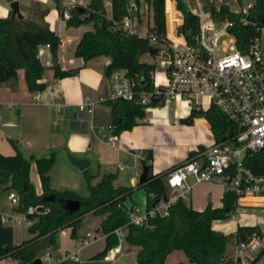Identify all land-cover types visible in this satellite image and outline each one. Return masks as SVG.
I'll return each mask as SVG.
<instances>
[{"label":"trees","instance_id":"1","mask_svg":"<svg viewBox=\"0 0 264 264\" xmlns=\"http://www.w3.org/2000/svg\"><path fill=\"white\" fill-rule=\"evenodd\" d=\"M54 1L62 16L59 0ZM111 1L113 20L108 19L102 11L103 0H90L87 5L70 10V18L66 20L67 26L92 24V29L85 31L80 37L74 54L85 62L100 56L108 57L110 61L104 70L105 76L114 69L124 68L130 76L144 80L148 87L155 65L141 62L139 57L148 52L149 41L127 35L113 23L126 14L131 0ZM134 1L139 4V0ZM144 1L152 10V29L161 33L165 28V0ZM176 1L177 8L183 15L179 31L190 40L197 32L198 17L188 9L184 0ZM206 9L215 19L232 23L228 31L234 36L236 46L241 51L247 49L250 40L258 33L257 28H264V0H255L246 14L231 11L227 4H221L218 9L213 5ZM47 12V6L37 3L28 8L23 17L12 15V11L7 16L0 17V83L16 77L17 71L22 69L28 90L42 91L45 84L40 82V79L47 67L37 53L39 46L44 44L50 46L52 63L49 68L54 78L77 74V68L64 70L57 62L60 38L50 29L45 19ZM105 104L111 109V134L114 136L131 129L146 115L145 107L133 101L117 99ZM195 117H204L208 121L217 141L230 138L237 132L236 125L216 107L206 110L193 107L188 117L181 121L190 124ZM12 144L15 154L0 153V202L4 193L14 190L20 198L16 211L26 212L29 206L37 205L42 209L26 214L33 220L27 228L33 237L19 245L0 247V259L9 256L21 264L32 261L43 242L55 245L56 234L61 229L70 227L74 236L77 227L88 213L106 215L99 228L105 234V246L94 258L104 257L106 251L117 243L114 229L126 225V242L138 246L135 257L137 264H166L167 255L174 250H181L187 261L193 264H232L233 260L225 256L228 239L232 237L236 242L246 241L254 233H262L256 225H238L235 233L230 234L212 228L214 220L229 219L237 208V195L228 191L223 194L221 207H212L209 203L205 209L197 211L178 198L170 204L168 215L150 220L152 227L129 224L123 203L131 192L137 187L143 188L147 196V208L157 201L167 199L169 189L166 176L170 170L181 164L162 173L152 174V153L149 149L145 150V156L141 159L142 167L148 168V178L144 183L138 182L134 187L114 186L116 174L104 173L101 179L93 184V176L85 171L88 196L83 197L73 190H55L50 187L49 170L55 163L54 152L47 157L34 158L42 187L41 193L38 194L29 177L30 160L22 155L14 142ZM192 155L194 152H190L187 157ZM245 163L255 173L264 174V149L257 152L248 151ZM66 200H78L79 208L67 212L63 206V201ZM62 264L78 263L68 261Z\"/></svg>","mask_w":264,"mask_h":264},{"label":"crops","instance_id":"2","mask_svg":"<svg viewBox=\"0 0 264 264\" xmlns=\"http://www.w3.org/2000/svg\"><path fill=\"white\" fill-rule=\"evenodd\" d=\"M17 1L22 14H26L27 9L34 4L47 6L49 2H52L53 6H47L48 12L45 19L50 29L60 38L57 62L64 70L78 69L74 76L54 78L51 68L45 64L46 61L50 65L52 63L50 50L47 49L40 58L47 67L40 79V82L45 84L42 91L28 90L22 69L17 71L16 77L0 83V153L13 155L15 148L12 142L17 145L22 155L31 162L29 177L38 194L41 193L42 187L34 158L47 157L52 152L55 153L56 159L49 170L50 187L55 190L68 189L76 192L81 187L80 183L83 182L85 171L93 176L91 180L93 184H96L104 173H114L116 174L114 186L134 187L138 183L142 170L141 159L145 156V150L149 149L152 153V174H158L184 161L190 152L199 147L211 145L215 141L210 124L204 117H195L190 124L184 123L181 119L188 117L190 109L182 106L180 102H171L163 107L148 110L137 125L113 136V143L108 142L106 139L110 136L107 131L108 126L111 125L110 107L105 103H97L92 113H81L77 109V104L84 97L97 99L102 95L107 83L104 70L110 61L108 57L100 56L85 62L74 54L82 34L92 28L80 31V28L86 27L88 23L77 27L67 26L54 0H32L33 4ZM75 1L85 6L90 0ZM9 5L0 3V17L10 13ZM59 6L63 9L64 0H59ZM139 6L141 13L146 11L149 15L151 9L144 0H139ZM186 128L196 129L197 135L187 144L176 143V132ZM98 129H102L107 134L106 138L98 137ZM68 155L79 159L87 158L90 164L84 170H80L69 161ZM93 166L94 172L91 171ZM189 182L194 184V179L190 177ZM224 192L225 189L220 183H195L187 195L186 202L197 211H202L209 203L212 207H221ZM172 195V192L168 190V196L172 197ZM3 197L6 201H3ZM240 204L248 206L247 212L239 213L235 221L223 220L231 222L229 231L220 230L218 225L214 224L221 220H214L212 228L224 234L235 233L238 225H256L261 229L263 222L261 209L264 208V198L245 196L240 199ZM123 205L146 208L147 196L144 189L135 188ZM14 210L15 208L11 206L4 193L0 202V247L19 245L33 237L28 233V237L25 238L24 233L14 232L11 227H5L8 224L1 222L2 214H10ZM105 216L104 214L101 221ZM99 228L100 225L95 231H88L80 236L77 230L73 236L71 230L61 229L57 232L56 243L53 245L55 256L61 258L65 253L79 249V257L81 250L87 246L81 247L79 240L87 233L96 235V239L89 244L101 239L104 242V248L105 236ZM46 244L43 242L41 248ZM125 244L128 243L122 244V252L116 258L127 254L124 252ZM129 246L135 247L136 257L138 246L130 244ZM172 252L167 255L166 264H169L168 258ZM129 253L132 252L129 251ZM135 257L132 261L123 264L135 263ZM13 261L21 264L9 256L0 259V263L6 264ZM76 262H80V257ZM183 263L190 264L188 261Z\"/></svg>","mask_w":264,"mask_h":264},{"label":"built area","instance_id":"3","mask_svg":"<svg viewBox=\"0 0 264 264\" xmlns=\"http://www.w3.org/2000/svg\"><path fill=\"white\" fill-rule=\"evenodd\" d=\"M184 2L198 17L197 32L190 40L179 31L183 15L177 8L176 0H165V28L161 33L152 29L153 21L146 28H142L140 6L131 0L126 14L113 23L127 35L148 39L149 44H157L156 47L150 44V47L156 49L151 54L162 59L163 72L156 74L154 70L151 73L150 85L146 87L144 80L130 76L126 69H114L106 76L107 83L102 95L97 99L84 97L77 104L79 112L92 113L97 103L122 99L144 106L147 112L171 102H180L190 110L193 107L203 109V101L207 100L208 108L216 107L236 125L237 132L232 137L221 141L215 139L211 145L197 148L193 151L194 155L187 157L169 171L166 185L172 192V197L157 201L150 208L125 206L128 223L133 225L152 227L150 220L168 215L169 206L176 199L186 201L195 183H220L225 191L237 195V208L229 218L232 221L237 219L239 213L247 212L248 206L240 204L242 197L264 198V174L255 173L245 163L248 151L257 152L264 149V42L261 38L263 27L257 28L258 33L250 40L247 49L241 51L236 46L234 36L228 31L231 22L215 19L200 0H194L193 5L189 0ZM253 4L254 2L247 3L245 8L230 7V10L246 14ZM78 6L80 4L75 0H64L61 17L66 21L70 18V10ZM219 6L214 7L218 9ZM102 11L108 19L113 20L111 0H103ZM49 48V44L40 45L37 56L42 58ZM45 64L50 65L48 61ZM107 131L110 136L106 140L113 143L111 125ZM97 135L99 138L107 136L102 129H98ZM190 177L194 179V184L189 182ZM6 197L16 209L20 201L18 193L10 190ZM40 209V205L29 206L26 212L14 210L13 213L2 214L1 222L16 225L24 221L26 224H32L33 220L26 214ZM113 233L117 243L106 251L103 257L106 260H114L122 252V244L126 242V225L115 228ZM95 239V233H87L79 240V245L84 247ZM78 251L79 249L67 252L58 258L53 251V245L46 244L34 259L26 264L76 262L79 260ZM36 259H39V263H35ZM232 260V264H264V233H254L248 240L236 242Z\"/></svg>","mask_w":264,"mask_h":264},{"label":"rangeland","instance_id":"4","mask_svg":"<svg viewBox=\"0 0 264 264\" xmlns=\"http://www.w3.org/2000/svg\"><path fill=\"white\" fill-rule=\"evenodd\" d=\"M193 1L194 0H189L191 5L194 4ZM200 1H201L202 5L205 9L211 5L219 6L222 3L228 4L229 7H231L232 9H236V8H245L247 3H250V2L253 3L255 0H214L213 2L211 0H200ZM25 2L29 3V4L34 3L32 0H21V3H25ZM0 3L5 4V5H7V4L9 5L10 2H8V0H0ZM47 6H49V7L53 6L52 2H49L47 4ZM9 7H10V5H9ZM151 11H150L149 15L146 11H144L143 13H140V23H141V26L143 29L146 28V26L148 24H151L153 21ZM89 27L92 28V25L88 23L86 25V27L80 28V31L85 30ZM261 38H262V41L264 42V28L261 31ZM150 44H151V46H155V47L157 45L155 43H150ZM139 59L141 62L154 64L156 66V69H155L156 74H161L163 72L162 66H161V62H162L161 58H158L157 56H154L153 54H151L149 52H145V53L140 55ZM203 105H204L203 110L208 109L209 106H208L207 100L203 101ZM197 133H198V131L196 129H192V128H186V130H179L178 132H176V143L187 144L188 142H192L194 137L197 135ZM128 164H129V161H128ZM141 167H142V165H141ZM94 168L95 167L93 166L91 168V171L94 172ZM140 170L141 169L139 168V171ZM84 179H85V177H84ZM84 179H83V182L80 183V186H81L80 189L76 190V192L80 196L86 197V196H88V190H87L86 182ZM3 201H6V198L3 197ZM102 218H103V215H96L93 213L86 214L85 217L82 219L81 223L79 224V226L77 227L78 236L84 235L88 231L89 232L95 231V229L99 227L100 221ZM261 218L263 219V222L261 223V229H262V232L264 233V208L261 209ZM229 223H231V222L221 220V221H216L214 224H217L218 227L220 228V230L229 231L230 230ZM6 226L11 227V229L14 230V232H17L19 234L24 233L26 236L25 238L28 237L29 232H28L27 228H28V226H30V224H26L24 221H22L21 224H16V225L8 224V225H5V227ZM63 229L71 230L70 227H66ZM103 243H104L103 240L100 239V240L92 242L89 245H87L86 247H84L79 254L80 262L78 264H123L124 262L132 261L135 257V254H134L135 247L129 246V244H125L124 245V252H126L127 254L118 256L115 260H106L103 258L102 259L94 258V255L97 252H100L102 250ZM234 245H235V240H234V238L230 237L228 239L227 247H226V251H225V255H227L230 258H234V248H235ZM129 251H131L132 253H129ZM183 262H187V260H186L184 253L181 250H174L168 258L169 264H183ZM0 264H6V263L1 262ZM9 264H17V263L15 261H13V262H10ZM190 264H193V263H190Z\"/></svg>","mask_w":264,"mask_h":264},{"label":"water","instance_id":"5","mask_svg":"<svg viewBox=\"0 0 264 264\" xmlns=\"http://www.w3.org/2000/svg\"><path fill=\"white\" fill-rule=\"evenodd\" d=\"M10 8L12 11V15H17L18 17H23V14L20 11L19 2L17 0H13L10 2ZM263 23H264V19H263ZM155 51H156V49L153 47L148 48L149 53H153ZM68 159L72 164L77 166L80 170H84L90 164V162L87 158L79 159V158L73 157L71 155H68ZM147 178H148V168L146 166H143L141 173L139 175L138 182L144 183L147 180ZM79 205L80 204H79L78 200L63 201V206H64L65 210L69 213L77 210L79 208ZM35 263H39V259H36ZM133 264H137V263H133Z\"/></svg>","mask_w":264,"mask_h":264}]
</instances>
